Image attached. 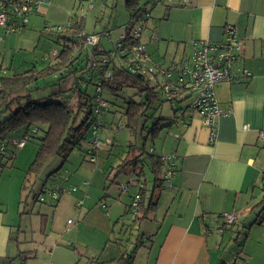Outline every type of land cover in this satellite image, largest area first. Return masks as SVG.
Returning a JSON list of instances; mask_svg holds the SVG:
<instances>
[{"label":"crops","instance_id":"crops-1","mask_svg":"<svg viewBox=\"0 0 264 264\" xmlns=\"http://www.w3.org/2000/svg\"><path fill=\"white\" fill-rule=\"evenodd\" d=\"M162 7L147 23V30L156 35L155 60L169 67L188 56L195 40H223L224 28L231 24L237 27L240 40L232 71L238 81H221L214 87L221 115L214 125L213 141L210 128L195 114L185 113L183 121L168 124L171 116L161 123L152 146L159 155L175 156L176 171L172 185L159 191L150 219L140 222L144 230L140 242L147 255L141 264H230L239 255L233 238L250 224L240 246L243 259L238 260L240 264H264V232L256 238L250 235L254 225L264 228V222L253 224L254 219L246 218L245 226L236 223L226 231L217 226L222 219L210 223L225 212H233L239 219L258 201L254 193L264 164V143L257 137L264 130V0H191L188 6ZM53 8L61 17L63 14L61 20L50 15ZM74 9L75 0H51L40 13L30 15L27 26L0 40V66L7 72L43 67L46 50L54 46L40 33L42 26L51 19L56 25L66 24ZM244 69L249 75H243ZM158 140L164 152L157 151ZM132 195L124 203L114 201L111 208L120 211L112 212L113 218L122 212L123 221L129 219L123 213ZM203 214L208 217L203 219ZM39 222L44 235L46 223L42 230L41 216ZM13 234L12 223L0 211V257L7 256ZM226 241H233L234 251L224 254Z\"/></svg>","mask_w":264,"mask_h":264},{"label":"trees","instance_id":"trees-1","mask_svg":"<svg viewBox=\"0 0 264 264\" xmlns=\"http://www.w3.org/2000/svg\"><path fill=\"white\" fill-rule=\"evenodd\" d=\"M86 1L75 0V9H78ZM159 2L163 3L167 8L173 7L164 2V0H124L128 19L122 24V28L130 21L141 16L143 11H149L150 19L146 22L145 26L147 29V23L153 17L151 16L152 7ZM75 17L77 15L73 16L71 14L66 24H55L54 26L58 28L49 33L43 34L40 32L48 36L51 47L54 46V43L61 45L60 48L54 47L57 49L55 56L48 57L47 59L44 58L45 64L43 67L39 68L33 65L25 70L9 72L5 68V73L0 74V144H4V150L0 154V172L15 157L16 147L10 143L11 139L21 140L24 138L25 143L29 139H39L35 156L29 168L25 171V181L28 183H30V177L36 176L50 157L60 156L61 158H66L75 148L83 153L85 159L93 163L100 148L104 149L115 145V139L106 134L107 130H113L112 120L107 119L106 114H115V111H109L114 106L109 101V96L119 97L125 90L133 89L135 92L133 95L137 96V98L134 99L130 96L125 101V108L121 112L119 125L128 130L133 138L139 136L142 144L140 146L135 144L127 145L123 151V156L121 155L122 157L120 156L121 153L113 154L111 148L107 151L105 150L107 158H109V155H114L119 161L116 163L114 161L111 162L107 166L104 175V180L108 182L107 186L104 187L105 189L117 182L116 178L121 174H131V178L134 180L131 186H134L136 190L123 213L127 214L128 218H130L131 224L127 225L130 228L136 222L139 223L142 220L150 219L159 191L164 185H168L166 183L167 180L163 177V155L157 154L152 145H149L147 148L146 145L148 140L153 141L154 137L162 129L161 123L165 120L162 117L155 118L153 114H147L148 110L153 106L152 103L158 100L160 93L164 98H161V100L166 101L164 91H162L163 78L158 76L155 66L157 65L159 68L167 70L171 65L164 67L155 60L157 54L155 50L154 54L145 64L147 67L155 65V70H152L151 76L149 73H142L139 69L141 67L139 62L126 64V58H129V56L121 55V52H119L121 46L123 47V44L130 39V34L127 35L125 40L118 39L120 33L117 34L116 38L111 39L110 32L105 27L102 31L89 34L85 31L84 15H81L78 21ZM81 32L83 34L78 38V34ZM105 32H108L110 36L109 40L102 37ZM59 34H63L64 39L59 38ZM92 34L97 35V40L87 48H83L81 41H84L87 36ZM101 39H105V41L110 43V46L104 47L100 43ZM47 51L49 52L51 49ZM101 56L106 57V66H102L101 69H92L88 65V62L94 57ZM106 70L110 71V77H104ZM78 73L80 74L79 77H77ZM70 75L74 77L66 90L59 89L54 93H49L47 96H34L48 85L56 84L59 81H66ZM89 88L92 89L91 92H88ZM97 88L100 89L101 99L106 104L98 111H96L95 107V97L98 94ZM97 112L99 117L97 116ZM149 118L152 119V123L147 126L146 123ZM175 121L174 117H172L168 124ZM94 130L98 131L99 135L97 139L100 142L107 139L109 145L100 143L95 147ZM134 148H136V151L131 155L130 153ZM146 169L151 178L147 179ZM175 171L176 169H174L173 174ZM261 175L257 186L260 198L250 208V211L256 213V217L251 222L253 224H261L264 220L263 169ZM171 177L170 186L172 185ZM65 182L66 179L62 178L58 172H52L45 183H43L39 192L33 196L34 199L46 203V197H48V202L55 207L56 203L61 199L62 193L68 189ZM119 183L117 182V184ZM25 188H27V184L22 183V189ZM42 189L45 192L41 195L43 199L39 200L37 196L41 194ZM70 190L74 191L75 187ZM51 192L55 193V197L48 194ZM106 196L108 194H105ZM100 201L102 200L100 199ZM79 202L78 205H81L82 200L80 199ZM101 205L105 208L107 207L103 201ZM220 215L219 213L216 216L218 218H216V221L221 219ZM40 216L42 222L41 229L43 230L46 223L44 220L47 219V216L44 214ZM237 220L238 217L236 215V219L226 224V226H223L222 222L220 225L221 230L232 229ZM250 227L251 224L241 235L238 232L233 238L238 246L239 255L230 264L241 263L239 260L243 258L240 256V246L246 239ZM12 240L17 242L16 237H10V241ZM140 244L141 242L138 241L130 253H121V257L118 259L121 260V264H134V255ZM16 257H19V255L14 256L13 259ZM13 259L8 256L0 257L2 263L6 261L8 263L12 262ZM105 263L106 261H100L98 257H92L89 258L87 264ZM21 264H25V262ZM76 264H79L78 261Z\"/></svg>","mask_w":264,"mask_h":264},{"label":"rangeland","instance_id":"rangeland-1","mask_svg":"<svg viewBox=\"0 0 264 264\" xmlns=\"http://www.w3.org/2000/svg\"><path fill=\"white\" fill-rule=\"evenodd\" d=\"M82 5L85 9L82 12L85 17V31L89 34L102 31L106 27L110 32L111 39H114L122 30V24L128 18L124 0H92L93 6L89 10H87L86 2ZM163 5L159 2L153 6L151 16L158 13ZM79 13V9H74L72 15H78ZM53 14H55L53 18L57 20L63 18V14L61 17V13L55 8L50 11V15ZM51 20L44 24L41 30L45 29L46 26L54 27L56 21L52 20L51 22ZM150 35L151 32L145 29L142 32L141 40L148 39ZM100 43L104 47L110 46V43L105 39H101ZM54 47L60 48L61 45L54 43ZM171 49L170 47L169 50L171 51ZM160 52H162V49ZM189 54H191L190 50ZM162 63L165 64V61L162 60ZM79 76L78 73L77 77ZM73 77V75H70L66 81L48 85L34 96H47L59 89L66 90ZM91 91L92 89L89 88L88 92ZM134 93L133 89H127L119 97L109 96V101L114 105L109 111H115V114H106V118L112 120L113 127V130H107L106 134L115 139V145L104 149L100 148L93 163L85 159L83 153L75 148L66 158L60 156L50 157L38 174L33 178L30 177V183H28L25 181V171H27L35 156L39 139H29L21 148L15 149L14 159L0 172V211L4 212V220L12 223L13 235L17 238V242L15 240L10 242L7 256L12 259L16 255H19V257L9 263L8 261L4 263L0 261V264H21L22 262H25V264H76L77 261L79 264H87L89 258L92 257L106 260L107 264H121V260H118L121 253H130L137 242L141 241V234L144 230L139 225L140 222L143 224L146 220L136 222L134 226L132 225L129 228L127 225H129L130 218L127 221L125 219L127 224L123 225L125 221H123L122 212L117 217H112L114 216L112 212L120 211L111 208L114 201L120 200L124 203L129 200V194L132 195L136 190L134 186H131L129 191L123 194L117 189V182L130 181L132 179L131 174H121L116 178L117 182L109 185L106 189L104 188L108 184L104 180L107 166L113 161L115 163L119 161L114 155H109V158H107L106 151L111 148L113 154L121 153L120 156H123V151L127 145L140 146L142 144L139 136L133 138L128 130L119 125L121 112L125 108V101L130 96L134 99L137 98L133 95ZM161 98L164 99L160 93L158 100L152 103L153 106L147 114H153L155 118L171 119V116H175V110L169 103L162 101ZM188 103V100H184L178 103V107L183 108ZM151 123L152 119L149 118L146 125L149 126ZM160 143L159 140L156 142L157 151L164 152V149H159ZM149 145H152L150 140L147 141L146 148ZM135 151L136 148L130 154H134ZM54 171L66 179L65 183L68 186L55 207L48 202V197H46V203L39 202L33 197L39 192L49 174ZM145 172L148 176L147 169ZM22 183H26L27 188L22 189ZM73 187H75V190L71 191L70 189ZM105 194L109 196L105 197ZM254 195L259 200L258 187ZM80 199L82 204L78 205ZM100 199L108 204L107 208L101 205L102 201ZM41 214L47 216V219L44 220L46 222L44 235L40 234L39 231ZM255 217L256 213L246 211L236 221L237 226H245L244 220L246 218L252 220ZM263 232L264 228L254 225L250 235L252 238H256ZM232 244L233 241H226L221 252L227 254L228 251L233 250ZM135 255L134 264L143 263L147 256L146 246L140 244ZM114 258V261L108 262Z\"/></svg>","mask_w":264,"mask_h":264},{"label":"built area","instance_id":"built-area-1","mask_svg":"<svg viewBox=\"0 0 264 264\" xmlns=\"http://www.w3.org/2000/svg\"><path fill=\"white\" fill-rule=\"evenodd\" d=\"M51 0H3L0 1V40L4 35L9 33H16L21 28L25 27L28 23V18L31 14H36L40 12L42 6L50 4ZM164 2L172 5L173 7L188 6L191 4V0H164ZM87 10L91 9L92 0H87ZM80 13L75 17L78 21L82 12L85 10L84 6L81 4L78 8ZM150 19L149 11H143L141 16L130 21L121 30L118 39L125 40L127 35L130 34V39L123 44V47L119 49L121 55L129 56L126 58V64L131 62L140 63V71L142 73H149L152 75V70L158 73V76L163 78L162 91H164V96L166 102L175 110L174 119L176 121H183L185 113H191L199 116L204 127L210 128L209 139L214 140L215 137V123L220 117L221 112L219 109V101H217L215 93V85L221 81H238L233 74L234 61L238 57L240 49V40L238 35L237 27L234 25H226L224 28V39L218 42H212L209 40H195L192 44L191 54L184 56L181 60H178L171 64L170 68L164 70L159 68L157 65L145 66L147 60L154 54L156 48L153 44L156 40V35L151 34L148 39L141 40L142 32L146 29V22ZM58 27L46 26L45 29L41 30L42 33H49ZM83 32L78 34L82 36ZM59 38L64 39L63 34L58 35ZM103 38L110 39L108 32H105L102 36ZM97 40V35L92 34L81 41L82 47H88L92 45ZM117 41V40H116ZM115 41V42H116ZM115 46V45H114ZM57 49H53L47 52L43 58H48L55 56ZM114 55V53H112ZM107 64L106 57H94L88 62V65L92 69H101ZM5 73V68L0 66V74ZM111 73L109 70L104 72V77H110ZM243 75H249L247 70H243ZM100 89L97 88V93L95 97V107L98 111L102 106L106 104L103 102L100 96ZM188 100V104L183 108L178 107V103ZM97 116L99 114L97 112ZM94 146H98L100 143L104 145H109V141L105 139L100 142L98 138V131L94 130ZM258 139L264 143V130H259L257 135ZM10 143L16 148H21L25 139L21 140L11 139ZM4 144H0V154L4 150ZM151 150V149H150ZM175 156L163 155L162 160L164 167L163 177L166 179V183L170 186V177L173 174L175 166ZM264 170V164L263 168ZM134 183L131 179L128 182H123L117 184V189L119 192H127L130 186ZM45 191L42 189L41 194L38 195V199L42 200L41 196ZM55 197V193H48ZM80 203V202H79ZM220 218L222 219L223 226L233 222L236 219V214L233 212L220 213ZM207 215L203 214L202 218H206ZM217 219H212L210 223H216ZM221 225V224H220ZM217 224L218 227H220Z\"/></svg>","mask_w":264,"mask_h":264}]
</instances>
